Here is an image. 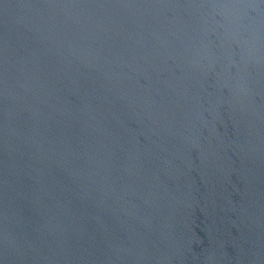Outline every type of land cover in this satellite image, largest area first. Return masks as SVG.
<instances>
[{
    "label": "water",
    "instance_id": "95a60500",
    "mask_svg": "<svg viewBox=\"0 0 264 264\" xmlns=\"http://www.w3.org/2000/svg\"><path fill=\"white\" fill-rule=\"evenodd\" d=\"M0 264H264V0H0Z\"/></svg>",
    "mask_w": 264,
    "mask_h": 264
}]
</instances>
